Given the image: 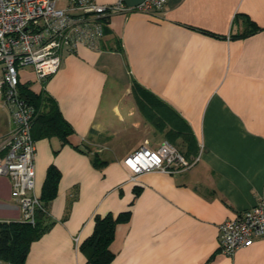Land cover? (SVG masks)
Returning <instances> with one entry per match:
<instances>
[{
    "label": "crops",
    "instance_id": "1",
    "mask_svg": "<svg viewBox=\"0 0 264 264\" xmlns=\"http://www.w3.org/2000/svg\"><path fill=\"white\" fill-rule=\"evenodd\" d=\"M20 83L51 98L70 127L66 140L33 137L35 194L50 167L58 179L24 264H86L81 244L95 218L122 212L109 264H264V237L231 256L217 243L219 224L264 194V0H168L155 14H110L99 49L64 52L42 83L25 68ZM12 127L8 111L0 138ZM164 140L198 160L131 179L126 155ZM21 218L0 175V222Z\"/></svg>",
    "mask_w": 264,
    "mask_h": 264
},
{
    "label": "built area",
    "instance_id": "2",
    "mask_svg": "<svg viewBox=\"0 0 264 264\" xmlns=\"http://www.w3.org/2000/svg\"><path fill=\"white\" fill-rule=\"evenodd\" d=\"M167 1L143 0L127 6L125 0L108 5L94 0H65L61 6L58 0H0V95L13 123L8 136L0 138V175L10 178L11 196L19 204L21 221L33 223L41 201L34 192L35 108L21 95L20 71L30 68L42 83L59 69L64 52H73L79 45L99 49L105 18L110 14H155ZM197 160L198 156L188 158L164 140L154 148L147 143L139 145L123 162L134 179L150 170H185ZM259 237H264V194L251 207L219 224L218 249L231 256Z\"/></svg>",
    "mask_w": 264,
    "mask_h": 264
},
{
    "label": "trees",
    "instance_id": "3",
    "mask_svg": "<svg viewBox=\"0 0 264 264\" xmlns=\"http://www.w3.org/2000/svg\"><path fill=\"white\" fill-rule=\"evenodd\" d=\"M108 20V17L105 18ZM135 92L144 99L148 98V91L134 86ZM21 95L35 108L32 123V135L52 136L57 135L63 140L67 139L70 127L62 118L59 110L47 95L43 92L35 93L26 84H19ZM42 108V110H40ZM58 179L57 170L50 167L44 181L42 194L39 197L41 207L35 212L33 223L25 221L0 222V260L9 264H24L30 243L37 239L45 230L44 215L45 204L55 192ZM129 212L111 214L96 217L94 229L81 244V250L86 256V264H109L113 258L110 243L114 236L116 225L127 220Z\"/></svg>",
    "mask_w": 264,
    "mask_h": 264
},
{
    "label": "rangeland",
    "instance_id": "4",
    "mask_svg": "<svg viewBox=\"0 0 264 264\" xmlns=\"http://www.w3.org/2000/svg\"><path fill=\"white\" fill-rule=\"evenodd\" d=\"M65 0H58V5H63ZM25 77H22V80H25ZM40 110H42V108H40ZM6 116L8 117V110L7 107L4 106V101H3V97L2 95H0V124L3 125V121L6 118ZM175 144V143H174ZM176 145V144H175ZM178 147V145H176ZM179 149V148H178Z\"/></svg>",
    "mask_w": 264,
    "mask_h": 264
},
{
    "label": "water",
    "instance_id": "5",
    "mask_svg": "<svg viewBox=\"0 0 264 264\" xmlns=\"http://www.w3.org/2000/svg\"><path fill=\"white\" fill-rule=\"evenodd\" d=\"M142 1L143 0H125V4L127 6H135V5L139 4Z\"/></svg>",
    "mask_w": 264,
    "mask_h": 264
}]
</instances>
